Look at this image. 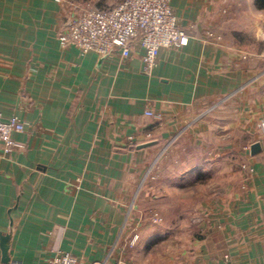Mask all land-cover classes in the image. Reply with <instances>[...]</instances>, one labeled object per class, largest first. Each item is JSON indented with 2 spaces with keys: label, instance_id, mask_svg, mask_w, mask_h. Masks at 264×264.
<instances>
[{
  "label": "crops",
  "instance_id": "1",
  "mask_svg": "<svg viewBox=\"0 0 264 264\" xmlns=\"http://www.w3.org/2000/svg\"><path fill=\"white\" fill-rule=\"evenodd\" d=\"M171 6L189 41L146 74L137 49L128 60L63 50L57 0H0V111L26 124L20 148L0 145L7 264L61 253L84 264H264V52L243 44L264 32V9ZM133 227L141 242L129 249Z\"/></svg>",
  "mask_w": 264,
  "mask_h": 264
},
{
  "label": "built area",
  "instance_id": "2",
  "mask_svg": "<svg viewBox=\"0 0 264 264\" xmlns=\"http://www.w3.org/2000/svg\"><path fill=\"white\" fill-rule=\"evenodd\" d=\"M66 9L59 33L63 50L76 48L81 56L96 53L100 57L120 54L131 58L134 50L142 52L144 73L156 68L162 50H180L189 35L180 28L171 0H116L109 9L82 8L68 0H57ZM213 37V34H209ZM147 116L161 121L162 116L148 111ZM26 132V124L12 115L3 121L0 111V145L5 153L21 147L14 136ZM48 264H84L69 253H61Z\"/></svg>",
  "mask_w": 264,
  "mask_h": 264
},
{
  "label": "rangeland",
  "instance_id": "3",
  "mask_svg": "<svg viewBox=\"0 0 264 264\" xmlns=\"http://www.w3.org/2000/svg\"><path fill=\"white\" fill-rule=\"evenodd\" d=\"M72 4H79L82 8H92V9H109L113 7L117 1L116 0H68ZM254 19V20H253ZM262 18L252 17V21L262 22ZM243 44H245L251 51V53L264 52V32L260 34L249 33L244 35ZM150 221L154 225H162L165 218L160 210H152L150 212ZM138 228V227H137ZM136 227L132 228V232L136 234H130L125 239L124 242L127 243L126 247L135 248L141 242V237L138 234ZM159 253H162L163 249L159 247ZM103 264V263H102Z\"/></svg>",
  "mask_w": 264,
  "mask_h": 264
},
{
  "label": "water",
  "instance_id": "4",
  "mask_svg": "<svg viewBox=\"0 0 264 264\" xmlns=\"http://www.w3.org/2000/svg\"><path fill=\"white\" fill-rule=\"evenodd\" d=\"M154 145V142L151 143H147V144H142L136 147H132V149H137V150H141V149H146L148 147H151ZM260 145L259 144H255L254 146H252V153L253 154H257L260 152ZM8 241H9V236H3L2 234H0V242H1V248L3 251V257L0 260L2 263L7 264L9 262V257L7 255L8 252Z\"/></svg>",
  "mask_w": 264,
  "mask_h": 264
},
{
  "label": "trees",
  "instance_id": "5",
  "mask_svg": "<svg viewBox=\"0 0 264 264\" xmlns=\"http://www.w3.org/2000/svg\"><path fill=\"white\" fill-rule=\"evenodd\" d=\"M256 6L259 9H264V0H256Z\"/></svg>",
  "mask_w": 264,
  "mask_h": 264
}]
</instances>
